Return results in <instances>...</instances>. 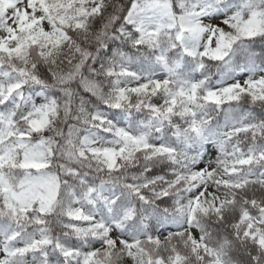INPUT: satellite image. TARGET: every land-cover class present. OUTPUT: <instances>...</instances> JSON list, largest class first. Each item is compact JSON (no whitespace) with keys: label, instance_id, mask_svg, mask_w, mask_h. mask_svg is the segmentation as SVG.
<instances>
[{"label":"snow or ice","instance_id":"snow-or-ice-1","mask_svg":"<svg viewBox=\"0 0 264 264\" xmlns=\"http://www.w3.org/2000/svg\"><path fill=\"white\" fill-rule=\"evenodd\" d=\"M0 264H264V0H0Z\"/></svg>","mask_w":264,"mask_h":264}]
</instances>
